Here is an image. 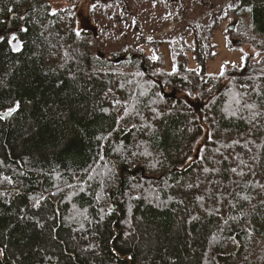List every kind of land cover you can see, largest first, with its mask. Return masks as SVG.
<instances>
[{
    "label": "trees",
    "instance_id": "trees-1",
    "mask_svg": "<svg viewBox=\"0 0 264 264\" xmlns=\"http://www.w3.org/2000/svg\"><path fill=\"white\" fill-rule=\"evenodd\" d=\"M238 1L255 55L212 76L183 51L150 75L71 10L0 0V264H264V0Z\"/></svg>",
    "mask_w": 264,
    "mask_h": 264
},
{
    "label": "rangeland",
    "instance_id": "rangeland-1",
    "mask_svg": "<svg viewBox=\"0 0 264 264\" xmlns=\"http://www.w3.org/2000/svg\"><path fill=\"white\" fill-rule=\"evenodd\" d=\"M80 1L50 0L49 5L53 12L71 10L80 28L90 27L89 34L100 48L122 52L115 60L129 61L127 55L135 51L150 58V65L156 68L154 61L160 56L159 69L172 74L177 68L176 55L183 51L186 70L219 76L229 70L243 71L246 59L255 55L250 46L237 44L238 37L227 31L236 26L238 19H246L247 12L237 10L238 0H110L92 8L89 14L85 13L89 7H82ZM78 18L87 22H79ZM100 27L102 31H98ZM2 34L10 40L15 36L11 29ZM202 40L208 46L207 58L198 47ZM141 71L147 72L143 65Z\"/></svg>",
    "mask_w": 264,
    "mask_h": 264
},
{
    "label": "water",
    "instance_id": "water-1",
    "mask_svg": "<svg viewBox=\"0 0 264 264\" xmlns=\"http://www.w3.org/2000/svg\"><path fill=\"white\" fill-rule=\"evenodd\" d=\"M16 17V13H13L11 15H9L8 17V21H10L12 18ZM245 68H246V65H245ZM243 72H246V69L243 70ZM174 95V91L172 90L169 94L166 95L167 98L171 97ZM5 114V113H4ZM4 114H1L0 117L5 119L7 118L9 115H4ZM124 172H128V170L124 169L120 172V175H119V179H120V183H119V189L122 190L123 189V184H124V179H123V173ZM137 171H133L131 172L130 174L133 175L135 174ZM18 191V189H17ZM110 207L112 210H115L116 209V206L114 204V200L112 198V193H110Z\"/></svg>",
    "mask_w": 264,
    "mask_h": 264
},
{
    "label": "snow or ice",
    "instance_id": "snow-or-ice-1",
    "mask_svg": "<svg viewBox=\"0 0 264 264\" xmlns=\"http://www.w3.org/2000/svg\"><path fill=\"white\" fill-rule=\"evenodd\" d=\"M77 35H79V33H77ZM12 40L15 39V36L11 37ZM15 109H9L7 113H5L4 115H10L12 113V111H14Z\"/></svg>",
    "mask_w": 264,
    "mask_h": 264
},
{
    "label": "bare ground",
    "instance_id": "bare-ground-1",
    "mask_svg": "<svg viewBox=\"0 0 264 264\" xmlns=\"http://www.w3.org/2000/svg\"><path fill=\"white\" fill-rule=\"evenodd\" d=\"M16 16H17V14H16ZM15 18V17H14Z\"/></svg>",
    "mask_w": 264,
    "mask_h": 264
}]
</instances>
